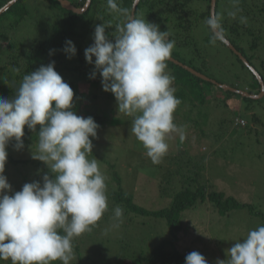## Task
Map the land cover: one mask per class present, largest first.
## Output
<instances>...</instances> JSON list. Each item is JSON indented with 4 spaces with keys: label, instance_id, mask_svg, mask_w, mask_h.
<instances>
[{
    "label": "clouds",
    "instance_id": "obj_1",
    "mask_svg": "<svg viewBox=\"0 0 264 264\" xmlns=\"http://www.w3.org/2000/svg\"><path fill=\"white\" fill-rule=\"evenodd\" d=\"M107 5L110 12L124 15L125 22L116 26L114 43L105 35L109 26L95 27L94 43L84 53L86 62L94 63L90 78L99 73L103 91L115 97L118 113L133 117L131 133L146 156L160 164L169 151L167 138L175 134L181 143L186 139V126L174 122L181 104L175 78L166 72L175 41L159 25L130 15L116 0H107ZM238 5L239 0H233L229 16L236 18L242 11ZM240 21L246 23L247 18L240 16ZM205 23L211 44L227 43L219 15L210 14ZM62 51L71 59L77 50L66 40ZM73 100L74 91L55 70V61L24 75L12 99L0 97V260L70 264L74 238L90 232L108 210L106 176L97 159H88L93 150L90 138L97 137L99 125L91 116L75 114ZM37 125L38 152L33 159L44 162L51 176L45 174L42 184L25 183L9 195L12 186L4 175L7 145L14 139L16 149L23 148L25 126L35 132ZM113 211L118 227L123 209L117 206ZM226 255L215 264H264V226L236 240ZM185 264L208 262L193 251Z\"/></svg>",
    "mask_w": 264,
    "mask_h": 264
},
{
    "label": "rangeland",
    "instance_id": "obj_2",
    "mask_svg": "<svg viewBox=\"0 0 264 264\" xmlns=\"http://www.w3.org/2000/svg\"><path fill=\"white\" fill-rule=\"evenodd\" d=\"M45 1L49 2V0L25 1L27 17L25 16L21 22L12 27L13 32L8 30L13 34L11 35L12 43L31 48L47 39L48 27L53 17L63 12L58 8L50 10ZM69 1L72 4L78 3L77 0ZM201 7L202 4L192 5L195 10L189 19L191 30L188 39L184 42L186 47L180 49L177 46L179 43L175 45L173 51H183L175 57L191 68L199 69L205 65L206 75H203L211 76L208 78L219 84L234 85L239 78L241 89H247L251 85L257 88L250 73L240 65L228 48L219 41L214 45L209 42L211 32L205 23L206 19L199 16L205 10ZM233 8L231 0H219L218 15L222 19L224 14H228V11H232ZM98 17L97 15L94 18V24L90 25L91 27L89 24L92 21L89 22L88 19L91 16L84 19L83 22L87 21L84 25V37L81 41L74 40V44L82 50L81 55L75 54L71 59L67 57L63 59L69 68L76 67L77 70L71 71L67 68L58 72L62 78L75 80L80 86L82 95L89 94L80 100L81 116L87 118L85 112L88 111L97 112L103 117L104 122L97 129V137L91 138L93 150L88 159H97L111 190L121 186L124 191L134 195L135 202L141 207L159 210L168 207L170 203L169 192L165 191L169 184L161 186V183L167 178L168 170L174 168L171 158L177 156L181 150H186L190 155L202 152L203 174L213 190L233 197L240 203L248 204L251 209L233 210L224 217L213 211L207 204L187 210L181 214L183 230L178 233L179 241L175 247L184 251L186 255L193 251L199 252L206 258L208 264H215L217 259L226 260V252L236 243V240H242L246 238L250 230L264 226V100L261 103L254 102V107L247 112L244 111L245 107L241 99H239L241 105L237 100L229 101L233 111L245 112L243 118L237 117L235 120L230 112L218 107L217 101L213 100L209 111L203 109L204 112H209V118L206 124L201 125V128L192 123V120L197 118V109L189 112L186 105H179L174 113V122L178 126H186V139L181 143L179 137L172 134L166 139L169 151L163 162L153 164L146 156L142 143L131 133L133 117L118 113L114 95L103 91L101 77L98 79L97 88L93 90L94 97L89 93L91 90L87 75L94 71V63L88 64L84 53L85 49L94 43L95 22ZM137 18L153 23L141 12L137 14ZM258 20L259 25L264 27V13L258 14ZM15 21V16L7 15L2 19L1 25L8 27ZM171 32L175 34L172 28ZM105 33H107L106 27ZM262 35L263 41L258 48V54L264 58V33ZM3 45L5 46L6 43ZM244 47L249 54L247 46ZM189 59H193L194 62ZM94 60L95 57H93ZM253 63L260 69L256 61L253 60ZM78 74L82 75L79 77ZM235 99L238 98L235 97ZM253 113L257 114L259 123L256 121L250 123L252 128L235 125L236 119H243L248 124ZM26 133H29V138L25 140L22 138L23 148L17 150L16 144L8 148L7 152L14 160L26 161L38 152V139L30 137L33 133L29 129ZM28 164L19 163L14 168L7 163L11 168V172L6 177L12 186V192H9V195L22 189L25 184L24 178L27 183L34 182V178H37V170L32 168L34 163ZM109 164L114 165V170L108 167ZM43 165L46 164L43 162ZM114 171L121 179L120 184L112 180ZM39 182L42 184V178ZM129 216L130 218L122 217L118 227H114L116 223L114 217L106 218L99 226L81 235L80 249L85 264H114L115 259H127L134 261L131 264H136L135 260L138 257H147L155 246L164 240H169L172 236L163 218L132 214ZM73 253L74 258L70 264L76 261L77 256L74 250ZM7 263L11 264V261L0 260V264ZM53 264H61V262L56 261ZM121 264H124V261H121Z\"/></svg>",
    "mask_w": 264,
    "mask_h": 264
},
{
    "label": "trees",
    "instance_id": "obj_3",
    "mask_svg": "<svg viewBox=\"0 0 264 264\" xmlns=\"http://www.w3.org/2000/svg\"><path fill=\"white\" fill-rule=\"evenodd\" d=\"M9 1L10 0H0V8L6 5ZM25 1L26 0H18L6 12L0 15V97L8 99H12L15 96V93L22 82L23 76L36 71L41 65L46 66L51 61H55V70L57 72L67 68L71 71L77 70L76 67L69 68L68 64L64 63L65 61L63 59L67 57V55L62 49L65 47L66 40H71L74 43V40L81 41L83 39V32L85 31L84 25L87 22L86 20L83 22V20L88 16H91V18H88L89 22L92 21L89 26L94 24V18H96L97 15L99 17L97 22H95L96 26L103 23L106 26H109L106 27L107 33H105V35L113 43L115 42V34H117L116 26L118 24L123 25L125 22L124 15L109 11L107 0H91L90 7L84 14H74L71 11L63 9L57 0H49V2H45L50 10L58 8L63 13L55 14L53 17L52 22L48 27L47 39L44 42L31 48L24 47L22 45H16L14 42L12 43L13 36L11 35L13 34L8 30L10 29L13 32L12 27L21 22L25 16L27 17L28 13L25 8ZM77 2V4L73 5L81 7L85 4L86 0H77ZM133 2L134 0H116L119 7L128 9L129 14H131ZM210 2L211 0H140L135 11V17L137 18L139 12L143 13L146 18L151 19L153 23L159 25L160 31H167L169 33L168 39L174 41L178 40L175 45L179 43L177 46L180 49H183L186 47L184 42L188 39V34L191 30L189 19L193 16L195 10L192 8V5L197 6L198 4H202L201 8H205V10L201 15H199V13L198 15L203 17V19H207L210 15ZM231 3H233V0H231ZM218 4L219 0L216 1L215 6V14L217 15L219 13ZM238 7L241 8L242 11L237 13L236 18L224 14L221 19L222 27L225 29L226 39L243 55L248 63L254 67L264 82V58L262 55L258 54V48L261 45V41H263L262 34L264 33V27L260 26L258 23V14L262 15V13H264V0H239ZM230 11L231 10H229L228 13ZM7 15H13L16 19V21L14 23L12 22L8 27L1 25L2 19ZM240 16L246 17L247 22L242 23L240 21ZM171 28L175 34L171 32ZM261 30L263 31L261 32ZM4 43H6L5 46L3 45ZM221 44L227 48L224 43ZM244 46H247L249 54L245 51ZM50 50H55L54 54L49 55ZM76 50V54L80 56L82 53L80 47L76 46ZM180 52L183 51H172L171 57L179 61V58H176L175 55H179ZM230 53L240 65L250 73L257 88L255 85H251L247 89H241L239 87V78L236 79L234 85L230 86L237 90H247L250 94H258L260 91V85L254 74L231 50ZM189 60L194 62L193 59ZM253 60L259 64L260 69L255 67ZM179 62L181 63V61ZM182 64L186 65V63ZM205 67L206 66L203 65L199 68L200 70L196 68L192 69L205 74ZM166 72L175 78L173 86L176 88V97L181 100L180 106L186 105L189 112L193 109H197V118L192 120V123L198 128H201V125L207 123L209 112H204V110L209 111L213 100L217 101L218 107L230 112V114L234 116V120L237 117L243 118L245 112L233 111L230 107L229 101L237 100L240 103L242 100L243 106L245 107L244 111L247 112L251 107H254V102L261 103L264 100V96L259 100H253L242 97L237 93L223 90L216 84L202 80L171 61H167ZM91 74L92 72L87 75V82L89 83V89L91 90L89 93L94 97L95 93L93 90L98 86L100 75L97 74L96 77L92 79L90 78ZM80 75L82 74H78L77 76L80 77ZM208 77L210 78L211 76ZM62 79L73 89V111L78 116H81L80 100H82L81 98L83 97L86 98L89 94L86 96L84 95L86 93L83 92L84 94L82 95L80 86L75 80L71 78ZM235 97L238 99H235ZM85 113L87 117L91 116L99 126L103 124V117L99 115V113H90L88 111ZM234 120L232 121L233 124ZM236 120L237 123L235 125L243 128L251 127L250 123L253 121L259 123L258 116L255 113L251 115L248 124L245 123L243 126L238 123V119ZM190 121L191 120H189V122ZM39 129L40 126L37 125L36 131H31L33 135L30 137L38 139ZM26 130H28L27 126L24 128V140L29 138V133H26ZM15 144L16 141L14 139L9 141L6 150L8 151V148ZM201 154L203 153L200 152L198 154L190 155L186 150H181L177 156L171 158L174 168L168 170L167 178L161 183V186L169 184L165 189V191L169 192L168 198H170L169 206L166 208L159 210L145 209L135 202L133 194L127 193L121 186L116 190H111L109 188L110 186L107 185L106 194L109 203L108 210L104 213L96 226L103 223L106 218L114 217L113 210L119 206L123 209V218H130L129 214L134 216L141 215L146 217L163 218L166 220L171 230L172 236L169 240H164L159 245L155 246L151 254L147 257H138L135 260L136 264H185V257L187 255L184 251L177 249L175 245L179 241L178 233L183 230L181 214L187 210H191L198 205L207 204L213 209V211L224 217L233 210L251 209L250 205L240 203L233 197L226 196L221 192L213 190L212 186L207 183V178L203 174L204 157L201 156ZM31 160L34 159L31 158L26 161H17L12 159L8 154L4 175L7 177V174L11 172L10 165H13L15 168L19 163H23L24 165L28 163V165H31L30 163H34L32 168H35L37 170L36 174H38L37 178H34L35 181H40L45 174L51 176L49 168L46 165L44 166L42 161L35 159L31 162ZM7 163H10V165H7ZM108 167L114 170V165L109 164ZM25 179L26 178H24V182L27 183ZM112 180H115L117 184H120L121 182L116 171L112 173ZM80 238L81 236L74 238L72 241L74 246L73 250L77 256L76 261L72 264H85V260L81 255ZM121 261H124V264L134 263V261H128L127 259H115L114 264H121Z\"/></svg>",
    "mask_w": 264,
    "mask_h": 264
},
{
    "label": "water",
    "instance_id": "obj_4",
    "mask_svg": "<svg viewBox=\"0 0 264 264\" xmlns=\"http://www.w3.org/2000/svg\"><path fill=\"white\" fill-rule=\"evenodd\" d=\"M18 0H10L6 5H4L2 8H0V15L4 12H6L13 4H15ZM60 3V6L68 11H71L74 14H84L90 7V3L91 0H86L85 4L81 7H76L75 5H73L69 0H57ZM216 1L217 0H211L210 2V14L215 13V6H216ZM140 0H134L133 4H132V8H131V14L132 16L135 17V11L136 8L139 4ZM227 48H229L235 55H237L239 57V59L243 62V64L254 74V76L256 77L259 85H260V91L258 94H250L245 90H237L233 87L227 86V85H223V84H219L216 81L209 79L208 77L204 76L203 74L195 71L194 69H192L189 66L183 65L182 63H180L179 61H177L174 58H170V60L172 63L182 67L183 69H185L186 71L190 72L191 74L201 78L204 81H208L211 82L213 84H216L219 88L223 89V90H228L234 93H237L239 95H241L242 97H246V98H250L253 100H259L264 96V82L262 80V78L260 77L259 73L254 69V67H252L248 61L243 57V55L237 51L234 46L227 40V43H224Z\"/></svg>",
    "mask_w": 264,
    "mask_h": 264
},
{
    "label": "built area",
    "instance_id": "obj_5",
    "mask_svg": "<svg viewBox=\"0 0 264 264\" xmlns=\"http://www.w3.org/2000/svg\"><path fill=\"white\" fill-rule=\"evenodd\" d=\"M238 123H239L241 126L245 125V121L242 120V119H239V120H238Z\"/></svg>",
    "mask_w": 264,
    "mask_h": 264
}]
</instances>
